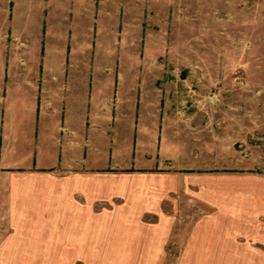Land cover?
I'll return each instance as SVG.
<instances>
[{"label": "rangeland", "instance_id": "obj_1", "mask_svg": "<svg viewBox=\"0 0 264 264\" xmlns=\"http://www.w3.org/2000/svg\"><path fill=\"white\" fill-rule=\"evenodd\" d=\"M3 34L30 48L3 73L0 53V111L9 105L10 78L32 75L56 89L38 91V112L50 97L62 112L75 103L86 109L87 123L103 121L92 110L127 102L121 111L129 112V95L150 89L161 63L172 106L199 115L201 129L223 142L214 156L228 161L216 171L264 176V0H0V40ZM61 56L65 66H53ZM111 118L102 122L107 131L118 121L114 112ZM181 194L178 211L167 201L164 207L171 226L141 229L129 253L87 250L82 259L0 264H264V213Z\"/></svg>", "mask_w": 264, "mask_h": 264}, {"label": "crops", "instance_id": "obj_2", "mask_svg": "<svg viewBox=\"0 0 264 264\" xmlns=\"http://www.w3.org/2000/svg\"><path fill=\"white\" fill-rule=\"evenodd\" d=\"M0 41L3 73L30 46L18 35ZM58 60L53 66L64 67V58ZM18 63L26 66L21 57ZM157 66L155 84L129 95V112L121 111L127 102L107 104L92 110L106 119L91 123L83 106L62 112L50 97L38 112V91L53 94L55 87L32 75L10 78L9 105L0 111V260L129 253L141 243V229L171 226L164 207L167 201L178 211L181 191L229 211L247 206L264 213V176L216 171L228 161L221 152L214 156L223 142L201 129L199 115L172 106L175 93L160 83L166 66ZM113 112L118 121L107 131L103 123H111ZM148 214L157 221L150 223Z\"/></svg>", "mask_w": 264, "mask_h": 264}]
</instances>
